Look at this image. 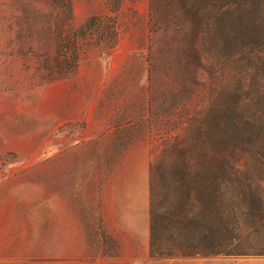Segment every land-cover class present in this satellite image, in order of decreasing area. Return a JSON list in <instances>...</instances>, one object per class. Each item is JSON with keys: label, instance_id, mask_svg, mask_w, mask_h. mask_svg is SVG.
<instances>
[{"label": "rangeland", "instance_id": "obj_1", "mask_svg": "<svg viewBox=\"0 0 264 264\" xmlns=\"http://www.w3.org/2000/svg\"><path fill=\"white\" fill-rule=\"evenodd\" d=\"M175 1L217 4L126 0L135 25L74 72L49 27L53 0H0V264H264V0L244 19L255 33L221 10L200 38ZM96 9L74 0L64 33ZM138 109L152 144L104 184L103 225L119 240L108 255L96 137Z\"/></svg>", "mask_w": 264, "mask_h": 264}, {"label": "trees", "instance_id": "obj_2", "mask_svg": "<svg viewBox=\"0 0 264 264\" xmlns=\"http://www.w3.org/2000/svg\"><path fill=\"white\" fill-rule=\"evenodd\" d=\"M74 0H53L56 3L58 14L49 22L54 34V43L58 48L63 50L61 61L66 63L68 67L74 68V72L78 65L80 54L85 53L87 49L95 46L108 45L110 49L115 48L126 30L135 25L136 10L129 8L131 15L126 19L124 12V3L126 0H95L97 1L96 12L91 15L86 22L78 27L72 34L66 35L64 30L72 18V4ZM216 5L210 6L213 10H205L209 13V18L205 13L204 8H192L186 2L178 6L175 1V6L180 7L182 13H190V21L193 22L196 28V35L200 38L201 35L208 34L211 30L210 22L213 16H216L221 10L236 12L238 20L236 27L242 30L243 34L255 33V23H246V19L250 11L257 7L255 0H214ZM151 21L154 20L153 14H150ZM133 23V24H132ZM131 26V27H130ZM235 29V28H234ZM236 32V31H235ZM238 33V32H237ZM139 67V66H138ZM137 66L131 65L120 71L121 75H130ZM141 69V68H140ZM141 109L136 113L128 112L126 117L122 120H114L98 137H96V168L98 178V198L95 200L98 203V235L101 239L100 245L106 247L104 252L108 255L110 250V243L119 241L117 236L111 234L103 223L104 215L101 214V199L104 195V184L109 177L114 173L119 166L123 157L128 154L129 150L135 145L151 146V131L153 126L151 120L145 118L141 114ZM148 114L149 108L147 109ZM153 123V122H152ZM163 132V131H162ZM163 132L162 134H164ZM168 135V133L166 134ZM164 145L172 147L167 139H164ZM151 186V175H150ZM150 232L152 239V230L154 225V215L152 214V195L150 188ZM85 208L86 205H82ZM109 244V245H108ZM119 245V243L117 242ZM223 244H216L211 246V252L217 251L215 249L221 247ZM220 249V248H219ZM150 252H152L150 244Z\"/></svg>", "mask_w": 264, "mask_h": 264}, {"label": "crops", "instance_id": "obj_3", "mask_svg": "<svg viewBox=\"0 0 264 264\" xmlns=\"http://www.w3.org/2000/svg\"><path fill=\"white\" fill-rule=\"evenodd\" d=\"M148 231H149V225H148Z\"/></svg>", "mask_w": 264, "mask_h": 264}]
</instances>
